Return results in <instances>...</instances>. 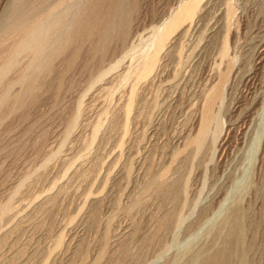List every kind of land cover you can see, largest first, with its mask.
Returning a JSON list of instances; mask_svg holds the SVG:
<instances>
[{"label":"rangeland","instance_id":"rangeland-1","mask_svg":"<svg viewBox=\"0 0 264 264\" xmlns=\"http://www.w3.org/2000/svg\"><path fill=\"white\" fill-rule=\"evenodd\" d=\"M225 1L209 0L206 18L173 40L158 75L140 82L127 126L131 80L121 76L132 58L125 52L149 36L155 24L150 17L132 25L127 44L114 45L103 67L83 51L58 91L57 58L52 83L34 90V99L25 95L16 106L0 103V240L7 238L6 256L19 238L18 245L28 247L24 261L41 251L31 264H118L124 247L132 254L128 264H205L232 240V264H240L243 251L249 264H264V0H233L225 59L231 70L216 106L221 126L202 151L186 147V135L198 129L205 95L218 82ZM6 3L0 0V16ZM16 39L0 32V59ZM119 59L117 69L96 81ZM28 61L20 55L9 75L22 77ZM14 87L13 93H23V80ZM115 116L119 124L110 133ZM163 171L168 181H179L176 200L147 194L152 197L129 211L151 175ZM55 192L56 206L48 214L44 205ZM172 208L179 220L159 243L146 245L143 238ZM43 218L52 221L50 233L34 229ZM238 228L240 240L231 236ZM107 230L108 253L99 261ZM59 235L63 243L55 248Z\"/></svg>","mask_w":264,"mask_h":264},{"label":"bare ground","instance_id":"bare-ground-1","mask_svg":"<svg viewBox=\"0 0 264 264\" xmlns=\"http://www.w3.org/2000/svg\"><path fill=\"white\" fill-rule=\"evenodd\" d=\"M208 3L209 0H7L4 11L0 16V32L7 34L14 33L16 34L17 39L12 44L11 48H8L6 53L4 52L5 54L0 59V84L2 83L0 103H12L16 106L22 102L20 100L23 99L25 95L27 98L31 97L34 99V90L41 89L43 85H50L52 83L54 77L51 78V75L56 72L58 67L55 63L57 58L61 59L59 61H61L62 67L61 71H58L59 73L57 72L60 77L58 81V91H60L64 85L63 75L71 72L73 69L75 70L83 51L84 54L87 51L89 57L96 59L99 65L101 64L100 66H102V64L107 61L106 59L109 58V55H111L110 52H112L111 50L114 45L127 44L131 35L132 25L135 22L144 21L150 17V21L152 20L151 22L155 24L153 25L149 36L146 38L141 36L140 43L138 45L133 43L125 52L126 55L131 54L132 58L131 64L121 76V79L124 82L131 80L130 95L129 98L127 97L128 101L124 106V109H126L127 126L130 120V115L132 114L135 108V103L137 102V89L140 82L142 80L145 82L146 80L154 78L158 75L162 60L172 54L170 48L173 40L186 35L193 25L198 24L199 21L206 18V9L209 8ZM234 7L235 4L233 0L225 1V9L223 10L225 23L223 34H221L222 45L218 52V64L216 63L217 68L219 69L218 82L215 83L205 95L201 109V118L196 133L193 136L186 135L187 138L184 137L187 139L186 147L190 146L192 150V147H195L194 149L198 152L202 151L206 144L211 142H208L209 134L214 130L216 133L221 126L216 106L223 101L226 81L231 70L230 62L228 61L226 64L225 59H228L229 56V40L232 35L231 26L235 18L236 9V7ZM116 46L118 47V45ZM23 54L29 58L24 74L19 78L17 76H10L9 74L17 65L19 56ZM120 63L121 59L110 63L108 68L100 73L96 81L104 74L117 69L120 66ZM223 63L226 64L225 68H221ZM72 73L74 74V72ZM70 76L68 77L71 78ZM19 80H23L25 85L23 88L24 91L23 93H13L12 88L17 82H19ZM119 113L120 112H118V114ZM118 124V116L113 117L109 127V132L111 133L114 131ZM98 129L99 128H97V131ZM189 133H191V131ZM93 136H95V134ZM83 163H85V161ZM96 163L100 162L96 161ZM95 166H98V164H95ZM91 171L93 170L91 169ZM89 173H91L90 170H87L84 172V175L87 176ZM178 177L177 179H179ZM174 180L175 181L173 182L168 181L167 171H163L157 175H151L141 189L140 193H137L138 196L135 198L133 204L129 208V211H133V209L145 203L147 197L150 196L149 199L152 197L151 195L147 196V194H153L156 192L163 196L162 199L164 198L167 201H175L178 197L177 189L179 181L175 178ZM181 190L183 189H180V191ZM55 195H57L56 192L53 196H50L47 199L44 205L45 212L48 214H50L56 206ZM168 204H170V202ZM96 212L97 208L94 209V216ZM161 215L163 216L157 220L155 230L151 233L149 232V234L145 233L146 236L143 240L146 245L159 243L173 224L175 225V222L179 220V216L173 208L172 210L168 209L166 213ZM95 220H97V217ZM34 227L35 230L46 228L48 230L46 232L50 233L52 231L53 224L51 220L47 221V219L44 220L43 218L41 220L39 219ZM23 230L25 231V229ZM22 233L18 234V236L21 237ZM33 233H35V231ZM242 233L241 228H238L231 233V236L238 237L240 240ZM133 234H135L134 231L132 232V235ZM16 238L17 237H15V239ZM17 240L19 242V238L16 239V241ZM0 241V260H2L4 264H31L33 261H36L41 253V251L39 252L38 250H35L31 254L30 258L27 261H24V257L28 253V247L26 243L24 245H18L19 243L14 241L11 245V254L6 256L4 252H2V249L7 242V238L4 237ZM29 242L27 243L29 244ZM108 242L109 230H107L104 234V245L98 257L99 261H103L107 256ZM231 242L223 250V252L217 254L205 264H232L230 257L232 253V244L234 242H232V244ZM62 243L63 236L59 235L56 239L54 247L58 248L62 245ZM52 251L53 249H50V253ZM141 252H143V250ZM121 253L119 258L118 256H115L118 264H128L132 254L130 255L128 249L125 247L122 249ZM240 258V264H249V260L247 259L244 251ZM70 260H68V263ZM41 264H47V260L43 261Z\"/></svg>","mask_w":264,"mask_h":264}]
</instances>
